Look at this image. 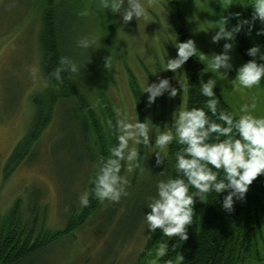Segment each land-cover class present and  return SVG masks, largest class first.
<instances>
[{"label": "rangeland", "instance_id": "rangeland-1", "mask_svg": "<svg viewBox=\"0 0 264 264\" xmlns=\"http://www.w3.org/2000/svg\"><path fill=\"white\" fill-rule=\"evenodd\" d=\"M56 2L64 56L80 67V72L74 73L75 79L80 87L89 90L90 103L102 126L109 121L104 103L113 111L121 109L133 122L138 118L129 84L128 72L131 71L147 110L146 122L151 127L153 147L136 145L141 150L139 167H134L131 173L126 171V162H122L124 167L120 174L128 181L127 196L118 203L105 201L82 226L48 243L21 264L131 263L150 233L144 219V214L150 211L148 198L157 195L158 181L167 179V165L156 164L155 153L159 149L154 147L155 137L166 130L165 125L171 126L173 112L185 108L187 100V90L181 89V85L187 89L184 65L176 73L165 71L167 59L176 57L175 44L180 42L167 7L173 1L154 0L149 6L147 0H141L146 18L139 21L134 18L128 25L122 24L118 14L101 9L100 0ZM178 4L189 38L198 48V56L201 52L210 58L213 53L223 51L227 41L213 43L212 36L219 26L217 22L225 15L238 22L233 14L240 13V20H250L244 0H178ZM39 6L37 0H0V222L19 200L22 219L28 223L35 220L34 236L64 227L81 206L79 197L96 167L90 160L94 155L87 146L85 127L72 114L73 102L65 100L56 106L51 123L31 153L17 166L6 165L13 148L29 128L32 97L47 85L41 71L37 37L41 24ZM84 10L89 15H79ZM253 28L250 33L247 25L242 29L252 46L259 45ZM85 36L96 37V43L88 49L79 48L77 42ZM230 55L233 69L227 73V78L207 67V60L201 63L209 79L216 80V86L238 118L243 114L241 107L253 101L256 108L251 114L264 117V90L260 85L246 89L233 84L236 70L244 62L234 43ZM105 57L111 59L109 70L103 67ZM30 68L37 69L35 77L30 75ZM162 78H168L178 94L170 98L165 93L148 106L146 85ZM257 244L258 255L248 264H264V195Z\"/></svg>", "mask_w": 264, "mask_h": 264}, {"label": "clouds", "instance_id": "clouds-1", "mask_svg": "<svg viewBox=\"0 0 264 264\" xmlns=\"http://www.w3.org/2000/svg\"><path fill=\"white\" fill-rule=\"evenodd\" d=\"M149 6L154 0H147ZM126 5V6H125ZM100 8L118 14L122 24L128 25L134 18L139 21L146 18L147 12L141 0H100ZM251 19L240 20V13L233 14L238 23L229 28L228 18L224 17L218 21V30L212 36L213 43L225 40L223 51L219 54L213 53L211 57L200 52L199 61H208L207 67L218 73L222 78H227V73L233 69L230 52L233 49L232 41L237 34L247 25L249 33L259 21L264 25V0H253ZM81 16L89 15L87 10L79 13ZM257 35H264V28L257 31ZM96 43V37H81L77 46L88 49ZM177 55L168 58L165 71L176 73L193 56H196L198 48L192 39L175 44ZM247 55L252 57L236 70L233 84L242 88L251 89L259 85L264 78V53L259 45H254L247 50ZM103 67L107 70L111 67L110 57L104 58ZM224 71H221V70ZM30 75L36 76L37 69L30 68ZM79 73L80 67L69 57H60L59 66L56 67L51 76L62 82L61 73ZM181 85V84H180ZM217 82L210 78L206 82L201 80V94L207 97L206 106L213 116L223 121V125L210 120L203 108H192L190 110L181 107L172 114L171 126L165 125L166 130L155 137L154 147L159 149L155 153L156 164L164 163L161 153L176 140L181 148L176 153V170L181 177L160 180L157 183V195L148 198L147 208L144 214L145 222L150 233L160 230L167 240L176 238L180 242L187 241L188 228L193 222L194 206L197 197L201 202L207 199L208 194L215 192L221 194L227 192L222 202V208L231 213L234 211L236 201H243L249 192L250 186L261 176H264V117L258 118L252 115L256 104H245L240 111L243 113L238 119L231 114L219 111V100L214 91ZM181 89H187L181 85ZM144 93L148 94L147 104L151 106L158 97L168 93L170 98L178 94V89L171 85L168 78H162L158 82L147 84ZM115 124L109 122V127L117 138V145L110 149V156L105 159L99 157L98 171L94 179L90 180L93 185L91 191L83 192L80 197L81 207L90 204V196L103 203L105 201L118 203L122 197L127 196V179L120 173L126 162V171L131 173L134 167H139L140 151L136 145H143L151 149L152 137L151 127L148 122H140L137 119L131 121L121 109H114ZM152 127H156L152 124ZM239 138H235V135ZM215 134V142H209ZM225 137L224 139H220ZM130 142L133 146L130 147ZM209 165L211 167H209ZM213 168L216 171H213ZM223 178H219L220 172ZM163 175V172L160 173ZM190 186L196 190L189 191ZM70 211V209H65ZM169 245L167 241H161L158 245L157 255L167 254ZM180 260L184 257L181 255ZM167 264H173L171 260Z\"/></svg>", "mask_w": 264, "mask_h": 264}, {"label": "trees", "instance_id": "trees-1", "mask_svg": "<svg viewBox=\"0 0 264 264\" xmlns=\"http://www.w3.org/2000/svg\"><path fill=\"white\" fill-rule=\"evenodd\" d=\"M40 3V28L38 30V43L41 51V71L47 81V85L41 92L32 97L33 115L27 132L22 136L7 158V166H17L26 155L30 154L37 143L44 129L51 123L54 110L61 100L73 102L72 114L81 124L84 125L86 142L89 150H92L90 160L96 163V167L88 177L85 191H91L93 185L90 180L94 179L99 164V157L107 159L110 156V149L117 145L118 141L109 127V122L115 124L114 111L108 103H104V110L108 111V120L102 126L100 119L94 111L90 100L89 90L78 85L74 73H61L62 82L51 76L53 70L59 66L60 57H65L63 52V39L58 16V3L56 0H37ZM167 5L180 42L189 38V33L184 20L183 12L180 9L178 0H172ZM246 14L250 19L252 16V0H244ZM228 18V27L235 26L238 22L231 16ZM262 28L259 21L255 22L254 31ZM260 50L264 52V35H257ZM234 46L243 62L253 59L247 55V50L252 47L243 30L237 34L233 41ZM199 56L191 57L185 64L187 78V100L185 108H203L210 120L223 125V121L213 116L206 106L207 97L200 91L201 80L206 82L209 79L207 72ZM258 63H264L259 60ZM129 84L134 97L138 120L146 121L147 110L141 97L136 77L129 71ZM75 79V81H74ZM259 85L264 90V78ZM219 100V111L231 114L234 119L238 117L232 112L230 105L225 100L221 90L216 86L214 89ZM106 106V107H105ZM107 108V110H106ZM235 138H239L238 135ZM221 137L220 139H224ZM209 142H215V134ZM185 147L173 140L168 146L164 159L167 165V179L181 177L176 170V153ZM141 152V150H140ZM141 154V153H140ZM209 167H211L209 165ZM213 171L216 169L213 168ZM219 178H223L220 172ZM166 179V180H167ZM190 194L196 190L190 186ZM228 193L217 194L214 191L208 194L203 202L197 197L194 206L193 222L188 228V240L178 241L176 238L167 240L160 230L149 233L143 249L138 253L135 260L127 264H167L169 260L173 264H248V261L258 255L257 231L260 226V210L264 195V176L259 177L249 189L243 201H236L234 211L226 212L222 208L224 196ZM90 204L87 207H79L67 219L62 229L56 231L45 230L34 236L35 220L28 223L22 219L19 210V200L16 201L11 210L0 222V264H21L23 260L44 248L48 243L69 234L82 226L90 216L95 213L104 203L99 202L90 196ZM167 241L169 248L164 256L157 255L158 245L161 241ZM184 259L180 260L179 257Z\"/></svg>", "mask_w": 264, "mask_h": 264}]
</instances>
